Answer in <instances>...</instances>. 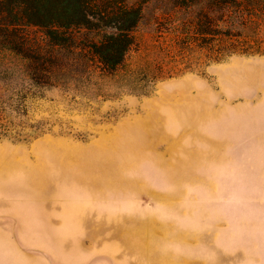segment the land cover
Here are the masks:
<instances>
[{
    "label": "rangeland",
    "instance_id": "obj_1",
    "mask_svg": "<svg viewBox=\"0 0 264 264\" xmlns=\"http://www.w3.org/2000/svg\"><path fill=\"white\" fill-rule=\"evenodd\" d=\"M123 2L140 19L113 73L83 29H23L50 84L0 51V264H264L263 36L214 60L199 7Z\"/></svg>",
    "mask_w": 264,
    "mask_h": 264
},
{
    "label": "trees",
    "instance_id": "obj_2",
    "mask_svg": "<svg viewBox=\"0 0 264 264\" xmlns=\"http://www.w3.org/2000/svg\"><path fill=\"white\" fill-rule=\"evenodd\" d=\"M174 7L189 11L199 7L189 26L195 30V44L217 43L214 60L233 53H261L264 38V0H171ZM209 14L215 15L213 20ZM140 19V8L123 0H0V51L32 61L29 75L34 83L50 84L54 72L49 54L25 48L23 29L44 30L52 44L71 41L74 29H83L86 42L101 70L113 73L134 43L133 30ZM221 24L227 25L221 28ZM68 33V34H67ZM92 33L93 37L86 34ZM186 35V33H185ZM187 35H190L187 33ZM243 35V38L240 36ZM223 40H228L226 44ZM42 49V48H41Z\"/></svg>",
    "mask_w": 264,
    "mask_h": 264
}]
</instances>
